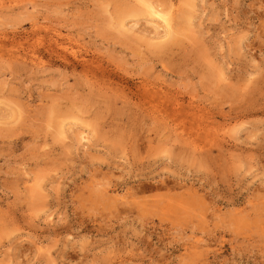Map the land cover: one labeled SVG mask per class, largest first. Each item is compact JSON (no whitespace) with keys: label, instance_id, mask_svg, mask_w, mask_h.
Segmentation results:
<instances>
[{"label":"rangeland","instance_id":"rangeland-1","mask_svg":"<svg viewBox=\"0 0 264 264\" xmlns=\"http://www.w3.org/2000/svg\"><path fill=\"white\" fill-rule=\"evenodd\" d=\"M0 264H264V0H0Z\"/></svg>","mask_w":264,"mask_h":264},{"label":"bare ground","instance_id":"bare-ground-1","mask_svg":"<svg viewBox=\"0 0 264 264\" xmlns=\"http://www.w3.org/2000/svg\"><path fill=\"white\" fill-rule=\"evenodd\" d=\"M152 15L159 18L162 23L166 24L167 26H170L168 23V19L162 14L161 12H158L157 10L152 9L151 10Z\"/></svg>","mask_w":264,"mask_h":264}]
</instances>
